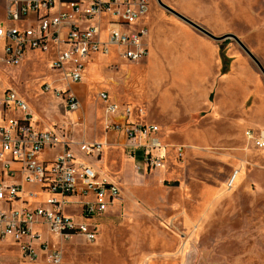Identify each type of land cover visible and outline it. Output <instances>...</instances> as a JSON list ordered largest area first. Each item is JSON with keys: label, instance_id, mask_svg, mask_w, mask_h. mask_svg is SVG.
Here are the masks:
<instances>
[{"label": "rangeland", "instance_id": "rangeland-1", "mask_svg": "<svg viewBox=\"0 0 264 264\" xmlns=\"http://www.w3.org/2000/svg\"><path fill=\"white\" fill-rule=\"evenodd\" d=\"M162 1L182 16L150 0L147 15L136 27L151 30L153 20L161 22L162 15L166 24L195 27L190 20L217 37L233 34L238 38L214 40L222 62L219 73L215 62H207L192 65L185 73L177 69L176 74L161 76L164 81L159 88L167 93V103L171 104L176 92L178 102L187 100V88L195 91L189 103L196 96L203 98L206 90L216 87L217 73L219 77L230 74L227 85L238 88L242 107L223 120L207 118L206 112L194 115L182 127L196 137L180 132L165 138L170 148L181 144L185 149L181 158L169 149L166 168H137L140 156L130 157L125 135L106 129L113 117L106 115V104L98 95L106 90L110 73L121 69L119 63L107 64L106 76L94 80L90 92L84 88L87 79L74 85L79 88L74 92L80 108L72 113L66 110L64 99L42 87L46 81L62 85L54 82L60 71L50 67L53 48L32 52L17 66L0 61L1 85L13 87L24 97L37 125L102 143L101 170L122 189L121 201L100 220L97 240L74 236L63 241V264H264V149L246 135L249 129L264 131V0ZM8 4L9 0H0V22L6 20ZM2 51L0 40V56ZM145 60L125 61L132 64L134 74H140L147 66ZM154 70L148 75L158 79ZM171 89L177 90L173 97ZM214 97L201 100L202 106L211 104ZM167 115L172 118L174 114ZM65 211L77 214L79 208L72 204ZM6 257L12 264L48 263L21 260L15 252Z\"/></svg>", "mask_w": 264, "mask_h": 264}, {"label": "built area", "instance_id": "built-area-1", "mask_svg": "<svg viewBox=\"0 0 264 264\" xmlns=\"http://www.w3.org/2000/svg\"><path fill=\"white\" fill-rule=\"evenodd\" d=\"M149 1L9 0L6 20L0 22V61L17 66L27 51H44L54 42L57 56L51 67L60 71L63 85L42 87L75 113L80 100L73 86L84 80L93 54L108 55L115 48L120 58L134 62L149 55L148 28L135 25L147 15ZM98 96L106 104V115L113 117L106 129L125 135L130 157L140 156L137 168H162L169 149L183 157L184 146L170 148L157 124L134 121L135 109L115 102L107 91ZM246 135L264 149V131L249 129ZM51 148L61 150L43 158ZM102 153L100 142L77 141L65 130L40 128L19 93L0 86V249L14 243L24 260L37 261L44 254L49 264H63V241L74 236L97 240L101 218L122 198L121 187L94 162ZM72 204L79 208L78 216L65 211ZM39 228L51 234L54 244Z\"/></svg>", "mask_w": 264, "mask_h": 264}, {"label": "crops", "instance_id": "crops-1", "mask_svg": "<svg viewBox=\"0 0 264 264\" xmlns=\"http://www.w3.org/2000/svg\"><path fill=\"white\" fill-rule=\"evenodd\" d=\"M164 17L161 15L162 18L161 22L159 20H156L157 18H155L153 20V24H152L153 26L151 27V30L148 29L146 43L149 48V55L147 56V58H145L146 60L143 59L145 60L143 63H146L147 65L145 67V70H143V72H141L140 74H134V72L130 69L132 64L130 65L129 63H126L124 59L120 58L118 51L115 48H113L110 54L108 55L96 53L93 54L88 59L86 76L84 78L87 79V85H85L84 88L87 87L86 89L88 90L85 91V89H83L86 93L90 92L91 89L90 86L92 85V82L96 79H104V76H106L107 74L105 73V70L107 69L106 65L107 64L109 65L111 62L119 63L122 66L121 69L116 70L115 73L112 72L110 73L109 82L105 84V87L107 88L104 91L109 92L111 98L115 102L124 105H130L133 109H135V112L132 115L134 121L147 123V124H157L160 127V135L163 141L165 140V138H169V135L177 134V133L179 134L180 132L182 133L186 132L185 130H183L182 126L185 122H188L194 115H197L199 113L203 114L206 112L205 115H207V118H211L215 120L218 119L223 120L225 119L224 117L231 116L230 114L233 113L234 110L236 109L239 110L241 107V103L239 102V99L241 97L238 98V95L241 96V94L239 93L238 88L230 87L229 84L227 85V83L230 82L229 81L230 74H228V76L225 77L224 76L219 77L218 75H216L217 73H219V68L222 65L221 57L219 55L218 42H215L214 41L215 39L207 36L199 29L190 26L188 24H184V23L166 24ZM95 21L97 20H94V22ZM82 23L84 25L87 24L86 22H82ZM101 24L102 27L105 28L106 20ZM49 48H53L55 52V55L52 59L53 61L57 56V48L55 43L51 42L48 46V49L44 51L47 52ZM44 51L29 50L25 54V57L22 62L24 63L26 57L32 52H44ZM98 61H102L103 64L99 66ZM207 62H211V63L215 62L216 64L217 73L215 74L216 76L215 80L219 78V81L218 82L216 81V87L209 89V91L206 90L204 92V97L201 99H199L198 96H196V99L193 100L194 101L193 103L191 102L189 103V96L195 94L194 90H191L189 88L185 89V93H187L186 96H188L187 100L182 99L181 102H178L177 92H176L177 90L174 91L176 92V94L173 97L174 92L171 89L172 90L171 97H173V99L171 101V104L169 105L168 104L169 102L166 99L167 93L161 90V88H159L161 83L164 81V80L160 81V78H163L161 76L165 77L167 73L171 74L172 71L174 74H176V72L180 69H182L183 73H185L184 71H186V69L193 68L192 65L193 66L198 64L204 65ZM51 63H50V67H51ZM168 66H171V68H169ZM151 68H153V70L156 69L153 71L152 74L158 76V79H155L154 77L148 75V72ZM223 81L226 83L224 88L220 86L223 85L224 83ZM54 82L55 83L60 82L63 85V83L60 80V75L56 78ZM44 83H49V81H46ZM219 83L220 85L218 87L217 85ZM62 85H57V86H62ZM0 86L2 88L11 87V86H2L1 83ZM73 90L77 91L79 90V88L77 86H73ZM111 90H113L114 93H111L110 92ZM119 91H122V94ZM235 91L237 92V96L234 95ZM212 94L216 95V97H214L215 101H213L211 104L202 106V103L204 102H201V100L204 101L206 98H209V96H211ZM21 97L24 99L23 96ZM138 99H140L141 102L137 101ZM171 111L174 114L172 118L167 115ZM174 111H176L177 114H175ZM232 119L239 120L240 118L235 117ZM37 126H39L40 128H46L43 125L42 126L37 125ZM65 131L68 132L67 130ZM186 133L192 137H196L197 135V134L194 135L193 133H189V132ZM71 137L77 141H89L85 139L79 140L74 136ZM201 138L210 139V137L207 138L205 136L204 137L201 136ZM60 150H61L60 148L47 149L42 154V157L43 158L53 157L55 156L56 153L60 152ZM100 160L101 158L98 161H94L96 166H100L99 163ZM167 164L168 161L162 168H166ZM28 187L30 189H38V186H28ZM42 196H46V194L42 193ZM69 214L78 216L79 212L77 214L76 213L74 214L69 213ZM39 229H41L44 233V236L48 238L52 244H54V238L51 236V234L48 231H46L45 228H39ZM11 252L18 253L19 258L21 260H24L21 257L17 244L4 243L0 249L1 259L4 264H12L11 263L12 260L6 257V255ZM39 261L47 263L44 254H41V257L35 262H39Z\"/></svg>", "mask_w": 264, "mask_h": 264}, {"label": "water", "instance_id": "water-1", "mask_svg": "<svg viewBox=\"0 0 264 264\" xmlns=\"http://www.w3.org/2000/svg\"><path fill=\"white\" fill-rule=\"evenodd\" d=\"M159 3H161L165 8H167L168 10L180 15L179 13H177L174 9H172L170 6L166 5L162 0H158ZM182 16V15H180ZM189 22H191L197 29H199L200 31L204 32L205 34H207L208 36H210L211 38L215 39V40H219V39H223V38H228V37H234L236 39H238L235 35L233 34H229V35H226V36H221V37H217L215 35H213L211 32L207 31L206 29H204L203 27H201L200 25L188 20ZM241 42V41H240ZM241 44L243 45V47L248 51L250 52L246 46L241 42ZM258 62V61H257Z\"/></svg>", "mask_w": 264, "mask_h": 264}, {"label": "trees", "instance_id": "trees-1", "mask_svg": "<svg viewBox=\"0 0 264 264\" xmlns=\"http://www.w3.org/2000/svg\"><path fill=\"white\" fill-rule=\"evenodd\" d=\"M222 57H223V61L225 62V64H226V67L228 66V59H227V57L225 56V53H224V51H223V53H222ZM225 71V70H224Z\"/></svg>", "mask_w": 264, "mask_h": 264}]
</instances>
